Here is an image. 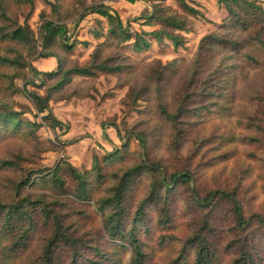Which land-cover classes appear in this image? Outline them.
Returning <instances> with one entry per match:
<instances>
[{
    "label": "trees",
    "instance_id": "1",
    "mask_svg": "<svg viewBox=\"0 0 264 264\" xmlns=\"http://www.w3.org/2000/svg\"><path fill=\"white\" fill-rule=\"evenodd\" d=\"M35 1L0 0V264H264V203H255L253 177V163L264 164V8L217 0L227 13L223 24L201 39L192 60L163 63L137 61L121 47L134 39L137 52L148 51L147 36L184 47L186 22L171 6L156 5L145 20L161 30L133 35L103 5L55 0L53 18L40 15V42L30 14L18 21ZM176 1L200 16L186 0ZM77 5L78 20L97 14L109 24L86 65L71 58L76 43L67 38ZM49 58L54 71L31 64ZM23 68L39 80L25 86L45 91L28 94L40 114L52 101L92 97L95 78L114 75L130 88L133 104L146 105L132 128L142 154L116 150L85 172L65 162L26 172L22 162L39 145L42 125L12 108ZM44 119L54 130L62 126L51 113ZM221 122L232 128L223 131ZM232 144L245 147V159Z\"/></svg>",
    "mask_w": 264,
    "mask_h": 264
},
{
    "label": "rangeland",
    "instance_id": "2",
    "mask_svg": "<svg viewBox=\"0 0 264 264\" xmlns=\"http://www.w3.org/2000/svg\"><path fill=\"white\" fill-rule=\"evenodd\" d=\"M252 1L264 8V0ZM54 3L55 0H36L33 9L25 7L18 17V21L24 23L26 17L31 15L28 24L40 42L39 30L42 24L40 15L44 14L49 19L53 18L52 4ZM86 3L88 5H103L118 14L124 26L133 35L162 29L161 25L148 26L145 23L146 18L153 13L156 5H166L176 9L186 22V32L182 33L186 38L184 47L176 49L170 40L164 39L163 42H158L153 36L146 37V40L152 44L148 51L137 52L134 48V39L121 47L122 52L126 55L137 61L147 62L160 60L167 63L178 58L192 60L201 39L216 31L227 17L225 9L218 4L217 0H186L188 5L200 12L198 17L188 13L176 0H138L135 3L127 0H86ZM82 10V5H77L76 16L68 20L66 25L69 43H76L71 58L77 60L81 65H86L97 44L103 42L109 35V24L107 19L97 14H90L83 20H78V13ZM31 64L40 72H51L57 68L54 58L36 59ZM29 80L39 84V80L33 78L32 72L28 68L21 69L19 77L15 80L14 98L11 101L13 110L25 113L22 117L24 120L35 121L42 125L37 132L39 145L33 147L30 153L25 156L26 160L22 162L26 172L53 170L61 162L69 163L81 172H85L92 170L96 159L104 166L105 157L116 150L122 155L125 153L142 154L141 143L132 128L140 118L139 110H142L146 105L141 101L133 104L129 98L130 88L119 86L114 75L99 74L95 78L97 90L92 93V97L52 101L50 110L45 114L37 112L28 95L30 92H36L45 96V91L38 89L33 84L25 86ZM82 80L83 78H75V81ZM1 98L2 96H0ZM49 113L62 122V126L55 130L52 129L51 120L44 119ZM236 120L232 121L234 125H237ZM227 123L226 127L222 126L223 122L220 123L223 131L232 128V124ZM125 144L128 148H124ZM228 148H235L239 157H243L245 154V147L232 144L228 145ZM249 149L257 155L263 153L260 147L250 146ZM234 163V159L228 163L229 170ZM253 168V177L256 183L254 187L255 203L259 205L264 203V186L263 181L259 178L260 174L264 175V164L263 162L253 163ZM214 170L215 168L207 173L209 178ZM64 175L68 180V188L73 189L74 181L66 174ZM251 196L252 192H247L248 201Z\"/></svg>",
    "mask_w": 264,
    "mask_h": 264
}]
</instances>
